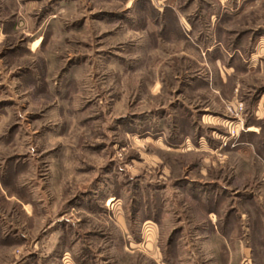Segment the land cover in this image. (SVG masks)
Listing matches in <instances>:
<instances>
[{
  "label": "rangeland",
  "instance_id": "1",
  "mask_svg": "<svg viewBox=\"0 0 264 264\" xmlns=\"http://www.w3.org/2000/svg\"><path fill=\"white\" fill-rule=\"evenodd\" d=\"M193 1L0 0V264H223L217 233L262 234L264 0Z\"/></svg>",
  "mask_w": 264,
  "mask_h": 264
},
{
  "label": "crops",
  "instance_id": "2",
  "mask_svg": "<svg viewBox=\"0 0 264 264\" xmlns=\"http://www.w3.org/2000/svg\"><path fill=\"white\" fill-rule=\"evenodd\" d=\"M165 5H167L169 7L173 6L174 9L172 8V10L177 12V14H176L177 16L175 15V17H173V18H174V20H178V25H180V20L182 19V15H183V14H180V12L188 10L186 12V15H188V13L193 12V9L196 8L193 0H190L189 3L186 2V4H184V6L180 3H178L176 6H175V4H165ZM189 11H191V12H189ZM160 13H163V12L161 11ZM191 15H194V14L191 13ZM194 17H195V15H194ZM199 17L200 16H198V18ZM188 18H190V15L188 16ZM189 26H190V24H189ZM189 29L183 31L182 29L179 28L178 33H177V38H179L178 40H185L186 44H188L190 47H191V44H193L194 48H196L198 45L196 44L195 41L197 40V42H198V38L200 37V34H199L200 32L197 31V29H194L193 26L192 27L190 26ZM186 31H187V33H186ZM188 33H190V38H191L189 40L187 39V38H189V35H187ZM173 40L175 41L176 39H173ZM198 44H199V42H198ZM213 47L214 46H210L206 51V55L211 62L212 61L214 62L215 60L217 61V59H218V57H216L217 55H215V52L213 51V49H214ZM196 51H198V50H196ZM231 69H233L231 67V65H228L227 70H226V74H228L229 70H231ZM226 74L220 76L219 81H221V83H224L226 81V79H227L225 77ZM252 131H255V132L257 131L256 133H258V130L256 128H252ZM247 219L250 220L249 216L247 217ZM252 219L253 220L255 219L254 216H252L250 221H253ZM211 221H213L212 218H211ZM260 221L262 222L261 226L263 228L262 234L258 235L256 233L255 234L253 233L251 240H250V234L248 233V241H246L247 244H246V246L244 245V247L241 248L242 251H241L240 255L236 252V249H235L236 241L233 237H229L228 235H226V237H224V236L222 237L219 233L216 234L217 241L220 240L218 245L225 247V251H223L221 253L223 264H264V255H261L258 249L255 248L252 250V248H251L252 247L251 244L256 242L257 237H260L264 240V219L260 218ZM213 229L216 230L215 225H214ZM211 232H212V234H215L214 232H217V231H214V232L211 231ZM236 240L238 242L244 244V242L241 241L240 238H238Z\"/></svg>",
  "mask_w": 264,
  "mask_h": 264
},
{
  "label": "trees",
  "instance_id": "3",
  "mask_svg": "<svg viewBox=\"0 0 264 264\" xmlns=\"http://www.w3.org/2000/svg\"><path fill=\"white\" fill-rule=\"evenodd\" d=\"M198 189H203V187L200 185V188H198Z\"/></svg>",
  "mask_w": 264,
  "mask_h": 264
}]
</instances>
